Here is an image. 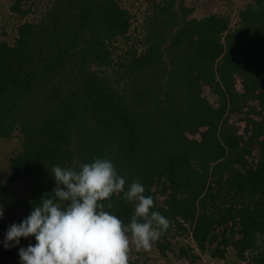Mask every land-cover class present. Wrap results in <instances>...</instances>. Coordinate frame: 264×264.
Instances as JSON below:
<instances>
[{
	"label": "trees",
	"instance_id": "16d2710c",
	"mask_svg": "<svg viewBox=\"0 0 264 264\" xmlns=\"http://www.w3.org/2000/svg\"><path fill=\"white\" fill-rule=\"evenodd\" d=\"M148 1L138 39L119 0L11 6L20 20L35 10L41 18L20 22L14 42L0 43V140H21L0 206L23 210L19 223L55 187L53 165L78 170L106 157L125 190L138 180L169 219L156 241L164 257L172 239L188 236L196 249L180 246L179 258L225 259L232 248L239 260L264 264V120L251 117L264 106V0H245L235 27L218 14L190 18L186 0ZM234 114L253 121L246 139ZM256 146L254 170L246 154ZM23 176L32 186L26 199L10 190ZM111 203L105 210L130 223L134 202L120 193ZM26 240L1 243L0 264L16 262ZM133 248L128 264H149Z\"/></svg>",
	"mask_w": 264,
	"mask_h": 264
},
{
	"label": "clouds",
	"instance_id": "9594fccd",
	"mask_svg": "<svg viewBox=\"0 0 264 264\" xmlns=\"http://www.w3.org/2000/svg\"><path fill=\"white\" fill-rule=\"evenodd\" d=\"M55 187L32 205L19 223L5 232V249L19 246L21 238L35 243L19 247L21 264H128L130 241L145 250L159 239L170 221L155 209L145 186L133 181L125 190L126 178L113 161L97 157L79 169L53 165ZM123 193L134 202L130 223L125 224L105 208L113 207V195ZM4 209L0 206V218Z\"/></svg>",
	"mask_w": 264,
	"mask_h": 264
},
{
	"label": "rangeland",
	"instance_id": "374dc122",
	"mask_svg": "<svg viewBox=\"0 0 264 264\" xmlns=\"http://www.w3.org/2000/svg\"><path fill=\"white\" fill-rule=\"evenodd\" d=\"M16 0H0V43L7 41L13 43L15 37L17 36V27L22 21H32L37 22L41 18V13L38 10L30 13L25 19L20 20L17 13L11 10V6ZM123 8L128 9L132 14V24L130 28V35L132 38H141L143 36V22L145 19V14L148 11L150 2L148 0H119ZM185 4L187 7H193L195 11L191 14V17L202 18L204 16H209L212 14H218L221 17L227 16L231 19V26L235 27L239 22V10L246 4L245 0H186ZM31 5V0H28L26 8ZM25 7V6H24ZM142 48V47H140ZM237 89L242 91V85L240 79L237 81ZM204 95L209 98V100L217 104V97L212 94L208 89L205 90ZM253 117V121L264 120V106H259V114ZM253 121L249 122L244 118V115L234 114L231 117V123L237 125L240 130L241 136L246 139L245 131L253 125ZM198 137V136H197ZM199 138V137H198ZM21 149V140L19 134L14 135L9 139L0 140V186L4 184L9 176V162L10 158L16 155ZM247 157L251 158L254 170H257L256 163L258 161V147L252 149V154L247 153ZM19 198L26 199L30 196L32 191V186L30 180L23 176L18 180L11 188ZM4 209V208H3ZM23 210L8 211L4 209L3 217L0 218V222L14 223L17 218L21 217ZM5 232L0 230V244L3 243ZM155 240L152 243L150 249L137 248L134 241L130 243L134 246L133 252L141 253V255H136L135 258H139L140 262L145 260L149 261V264H250L249 261L239 260L232 248H229V252L225 259H217L210 256L208 253L200 254V258L196 261L191 259L179 258V247L182 245H189L195 248V243L191 237H177L172 239L173 250L167 252V257H164L160 249L158 248ZM29 243H35L34 238L27 239L23 247H27ZM134 257V254H133ZM13 264H21L20 257Z\"/></svg>",
	"mask_w": 264,
	"mask_h": 264
}]
</instances>
